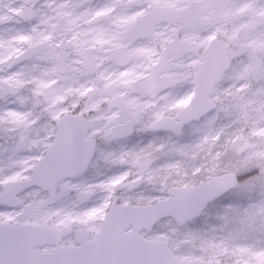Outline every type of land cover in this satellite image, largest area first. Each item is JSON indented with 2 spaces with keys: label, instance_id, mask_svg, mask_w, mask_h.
Listing matches in <instances>:
<instances>
[{
  "label": "snow or ice",
  "instance_id": "snow-or-ice-1",
  "mask_svg": "<svg viewBox=\"0 0 264 264\" xmlns=\"http://www.w3.org/2000/svg\"><path fill=\"white\" fill-rule=\"evenodd\" d=\"M0 264H264V0H0Z\"/></svg>",
  "mask_w": 264,
  "mask_h": 264
}]
</instances>
